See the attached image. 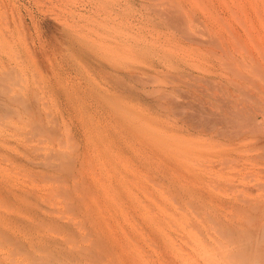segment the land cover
<instances>
[{"label": "bare ground", "instance_id": "bare-ground-1", "mask_svg": "<svg viewBox=\"0 0 264 264\" xmlns=\"http://www.w3.org/2000/svg\"><path fill=\"white\" fill-rule=\"evenodd\" d=\"M136 3L133 0H126L125 10L121 9L129 14L130 12L136 13L132 14L140 16L142 19L149 18L150 20H147L150 22L152 19H156L167 30V35L171 38L166 41L180 46L183 53L177 56L165 52L161 57L155 56V59L149 60L150 64L147 69L142 71L135 70L136 67L133 70L130 64L127 66L122 63L128 67L126 68L121 62L118 64V61L110 60L113 65L117 63L123 67L121 69V66L110 67L109 65L113 72V77H111L118 85H121V87L115 85V88L117 87L116 94H118V87L120 91L124 88L128 93L127 95L121 93L124 97L132 94L131 96L134 95L139 99L144 96L147 98L146 101L150 100L151 105H148L151 107L149 109L151 108L154 113L172 116L175 114L174 118L180 117V119L177 118L178 121L177 119L174 121L173 118L174 123H172L175 125L177 121L176 125L170 126L168 130L160 127L151 128L148 133V145L144 146L143 151H139L144 168L140 172L142 177V180L139 179L141 180V182L139 181L140 186L139 183L138 185L136 183L135 186H139L140 195L134 191L132 196L124 195L125 201L122 200L123 203L125 202L133 208V210L127 208L129 211L126 214H130L132 211L135 214L134 216L130 214V219L126 220L128 222L133 220L134 227L132 222L131 225L128 224L132 226L128 227L129 230L121 227V230L127 229L126 233L124 230L121 232L125 235L123 238L126 237V241L123 243L122 240L121 244L119 239L123 238H120L121 235H117L120 233L116 234L118 228L116 231L114 229L122 225V223H117L119 217L116 215L119 213L114 212V209L115 211L117 209L116 205L120 204L116 203V208L112 209L113 198L120 200V196L116 197L118 195L116 192L112 194V191L117 189L115 182L122 183L125 192L129 190L130 186L132 188L133 183L129 185L127 182L129 180L125 181L127 178L123 176L125 174L121 175V168L128 167L126 166L128 162H125L127 159L126 150L134 152L133 145L131 146L129 141L134 142L133 139L138 135L132 128L126 137L123 133L124 125H121L120 127L123 129L118 126L111 138L108 139L107 145H104L106 162L109 163L107 167L115 165V167H108L107 171L112 169L111 173L115 172L118 176L114 174L112 176L110 173L111 177H108L107 174L106 180H98V176L97 180L91 178L92 180L89 181V174L87 172L88 176H86V171H84L85 166L87 167L84 165L87 152L83 153L87 151L86 148L83 152L80 151L81 154L71 157L68 156V153L67 156L60 154L54 150L55 146H53L54 149L51 152L53 155L49 156L51 162L44 164L49 170V172L47 171L49 175L52 172L56 176L53 178L54 176L51 175L53 178L51 180L56 185L53 184V186L55 185L53 187L52 181L50 182L49 189L51 186L52 188L46 189L47 193L49 192L47 196L60 197L61 195L63 197L60 199H63L64 207H61V200L60 207L64 208L67 217L71 214L73 220L74 216L79 220L78 223L74 221L83 229H81L83 231L82 239L77 233L78 239L81 244L82 241L88 243L86 245L83 243L82 247L79 244L78 247L79 242L77 243L76 239L77 246L74 245L75 238L73 237L76 236V232H70L73 230L74 224L70 227L72 220V222L67 220V223L71 222L69 226L66 224V220H64L65 224L62 223L61 216L65 217V213L54 216L51 214L53 211L42 212L39 209H35L32 214V228L35 232L40 233V242L48 241L56 251L47 252V248H42L39 242L36 245L31 243L29 246L17 242L14 235L16 232L19 233L21 227L25 225L22 217L23 209L20 204L22 199L29 194L23 196L25 193L21 190L22 188H17V185L9 179V168L6 163L9 164L15 158H12L13 154H11L12 151L15 152V148L12 149L11 140L18 135L21 136V134H17L19 130L13 122L18 121L16 119L23 115L24 111L31 109L33 103L31 98L22 94L19 78L15 77L11 82L9 77L11 72L6 70L0 73V245L18 248L24 255L25 264H43L46 260H52L55 264H117L114 263V259L108 257H120L116 251L122 250L125 243H127L126 253L124 251L118 253L126 257L127 264H264V36L258 30L255 32L256 36L252 37L251 35L254 31V18L259 17L258 20L261 24L264 23L262 22L263 14L261 15L264 9L262 10V6H260L261 3L264 4V0H200L199 5L196 4L199 12L191 6L187 8L186 3L177 0H163L162 2L159 0L156 5L145 4L142 0H139L138 5ZM133 5H137L139 9H134L136 7ZM78 10L80 12L78 15L85 18L90 26L100 25L106 19L104 0H86ZM137 17H133L132 20ZM56 26L52 23L50 25L52 41L56 42V35H59L60 40L76 52H92L98 48L99 42L107 43V37H104L102 28L94 30V27L88 26V30L97 32V38L94 41L76 37L77 31L74 30H72L74 32L71 30L68 32L69 30L61 29L57 32ZM100 26L104 27L103 24ZM25 28L29 35L34 34V29H37L34 24L31 26L30 23L26 24ZM260 29H263V25ZM229 31L230 39H233L232 43L235 45L234 48L230 43L232 39L229 41L226 37ZM4 32L2 34L4 35V45H20L19 33L10 28ZM6 40H9V44ZM125 43L122 46H125ZM149 43L140 45L135 51L141 55L153 56L156 54V47L153 42ZM107 45H110L109 40ZM110 61L104 60L103 62L111 64ZM100 64L97 63L99 66ZM6 66L7 63H1L0 68L5 69ZM101 66L104 68L102 64ZM118 67L120 69H117ZM188 67L191 71L186 70ZM164 69H170L169 71L172 70L175 73L174 81L163 85L160 82L161 84H158L160 86H156L155 83L159 82L157 80V82H152V85L155 84V88L146 89L148 85L151 86L150 81L157 77L161 78L159 75L170 74V72L165 74ZM186 75H188L187 78H190L188 80L198 79L200 82L194 81V84L197 85L191 86L192 84L189 85L191 82L184 79ZM110 84L113 88V83ZM111 92L115 93V91ZM179 93H183V96H180ZM118 95L115 98L111 93L110 97H113L110 98L111 102L108 100V103L113 104L117 99H120V95ZM131 96L126 98L130 99ZM180 97L183 99L177 101ZM96 99L101 105L103 104L101 97ZM103 100L105 101V99ZM121 100H117V102ZM98 102H96V106L99 105ZM108 103L107 106L109 105L111 108ZM112 109H114L113 112L117 111L115 107ZM108 110L110 111V109ZM35 118H33V122L36 125ZM169 118L165 120L168 122ZM119 120L120 118L117 121L118 124ZM124 120L122 119L123 122H125ZM166 121L164 122L166 123ZM40 122L38 126L34 124L32 126L40 128V124H42ZM159 124L156 123L161 126ZM43 125H45V129L48 124L44 122ZM51 127L50 129L56 133L57 128ZM167 127H169L168 124ZM48 128L49 125L45 129L46 133L43 134L47 137ZM44 129L40 128L39 130L43 132ZM34 131L36 132V129ZM39 132L37 130L36 134ZM8 133L11 134L8 135ZM8 136L11 138L9 139ZM53 137L52 139L49 137L50 139L47 140L54 141ZM55 137L57 144V134ZM38 139L40 140V138ZM105 140L106 136L103 138V141ZM43 141L46 142V139ZM85 144L83 145L86 146ZM30 151L32 154L28 152V156L30 154L34 156L38 152L33 148ZM137 151L134 152V155L137 154ZM39 152L41 153V151ZM16 153L18 154L17 151ZM39 155L41 157V154ZM45 157L48 161L47 153L43 160ZM29 158L33 159V157ZM121 159L123 160L120 161ZM36 160L35 163H38L39 160L43 164L42 158ZM17 161L19 162V160ZM41 169L40 174L42 172H45L44 175L47 174L44 169H42L43 171ZM37 171L39 170H35L36 174ZM38 177L40 176L38 175ZM41 177L43 179L40 181H43L45 176ZM110 179H114V183L110 182ZM46 180L48 181V179ZM70 183L71 186H69ZM113 184L116 187L115 190L112 189ZM110 189L111 191H109ZM27 196L25 198L29 197ZM121 206L123 207V205ZM122 207L121 209H124ZM125 211L126 209L124 213ZM126 214L125 216L128 217ZM115 217H118L117 220ZM106 220L119 225L112 226V228V223L110 222V224ZM104 221L105 224L102 223ZM106 222L110 224L109 228L111 227L113 232L110 231L111 229L108 230ZM102 224L105 225L103 226L105 231L102 229ZM63 229L68 230H66L69 233V235L66 234L67 239L69 236L71 238L67 240L63 237L64 241L66 240L67 245V242L72 243L71 248H68V245L65 252V249L62 250L65 247L59 246L55 237V233H59ZM131 229L137 231L133 232L137 237L130 232ZM46 234L54 237L44 238ZM138 242L139 247L135 245ZM61 250L64 255H61ZM123 257L116 259L117 262L120 260L118 264H123L122 262L125 261Z\"/></svg>", "mask_w": 264, "mask_h": 264}, {"label": "rangeland", "instance_id": "rangeland-1", "mask_svg": "<svg viewBox=\"0 0 264 264\" xmlns=\"http://www.w3.org/2000/svg\"><path fill=\"white\" fill-rule=\"evenodd\" d=\"M133 1H136L137 2L136 4L138 5L139 0H133ZM142 1L145 4H155L156 5L157 3H159V0H142ZM162 1L160 0V2H162ZM177 1L184 2L188 6L187 8H189L191 6L197 12H199L198 11L199 8H197L196 6L199 5L200 0H177ZM84 2H86V0H0V65H1V63H7V66L4 67L5 69L0 68V73L5 72L6 70H10L11 74L9 75V77H10L11 82H13V79L15 77H18L20 80V84L22 86V94H25L26 97H28L29 99L31 98V101L33 103V106H31V109L29 108V110L24 111L23 115H21L20 117H18L16 119L18 121L13 122L14 125L19 130L18 132L16 131L17 134H21V136L18 135L19 138H17L18 137L17 136L11 140V143H13L15 146L14 147L12 144V149L14 150V148H15V152L12 151L11 154H13L12 158L13 157H15V158H13V161L10 162L13 164L6 163L7 167L9 168V172H8L9 179L17 185L16 186L17 188H22L21 190L25 193V194H23V196H25L26 194H29L28 195L29 197L26 195L28 198H25L26 197L25 196L24 199H22L21 204H20L21 208L23 209V216L22 217L25 221V225L23 227H21V230L19 231V233L16 232L14 236H15V239L17 240V242L19 241L22 244H27L28 246L31 243H34L36 245L39 242V245L42 246V248H47L46 251L47 252L49 251V253L52 252L53 250L55 252L56 251L55 247L52 246L51 243H48V241L42 240L40 242L41 235H40V233H37L33 230V228H32L33 221L31 220V218H32V214L35 211V209H39L42 212L53 211V212H51V214H53L54 216H59V214L62 215L65 213L64 212L65 210H63L64 208H61V207H64V203H63L64 201H62L63 199L62 200L60 199V197H62L61 195H60V197L57 195L59 198L55 197V196L54 197H51L49 195H48L49 197L47 196V194L49 193V192L47 193V190H50L52 188L53 184H55L54 181L51 179L56 178V176L53 175L52 172H50L51 174L49 175V173H48L49 170L44 165L46 162H51L50 157H51V155H53L51 153L53 151L52 149L55 148L54 150H57V152H59L60 154H64L66 156L68 153V156L72 157V156H75L77 154H81L84 151V149L86 148L85 150H87V151L83 152V153L87 152L85 155V160H84V161H86V162H84V165H87V167L85 166L84 171H86L85 174H87V172H88L89 181L92 179L97 180L98 176L100 177V178L98 177V180H100V179L106 180L107 174L109 175L108 177H111L110 173L113 170L111 169V171H107V170H109V168L112 165H110V167L108 166L109 168L107 167V165H109V163L107 164V162H106L107 161V158L105 155V149L106 148H104V145H107L106 143L108 142V139L111 138V136L114 134V130H116L118 126H119L118 128L121 129L122 127H120V126L124 125L123 126L124 129L123 128L122 129H123V133L125 134L126 137H127V135H129V131H131L132 128L135 129V131L138 133V135L133 139L134 142L133 141H129V142H131V146L133 145L132 149L135 153L138 150L137 154L134 155V152L131 153L132 150L131 151L126 150V158L127 159L125 162H128L129 165L127 163H125V164H127L126 166H128L126 169H124V167H122V168L119 167L122 170V171L120 170L121 175L125 174L123 176H125L127 178L125 181L129 180V181H127V182H129L128 183L129 185L131 183H133L132 184L133 189L131 188V186L129 187V185H128V187H129L128 189L131 191V193H129L130 192L129 190H128L129 192L124 191V187H123L122 183L115 182V184L117 185V189L114 186V184L112 185V187H113L112 189H114V190L116 189L115 191H112V194H114L116 192V194L118 196H116V194H115V196L116 197L120 196L119 198L121 200V203H123L122 200L125 201L126 195L132 196L134 193H137V194L140 193L138 190V188L140 186V182L142 180L140 172H141V169L143 170V168H144V165H142V163H141L140 152L144 150V146L148 145V133H150L151 128L153 129L155 127H160V128H163L164 130H168V128H170V126H175L176 122L180 119V117H178L177 115L176 116L179 119L174 118L175 114H173V116H172L169 114H163V115L159 114L158 115V114L154 113L151 108L149 109V107H151V106H149V105H151V101L148 100L149 101V103H148V101H146L147 98L144 96L142 97V99L141 98L139 99L138 97H136L134 95H133L134 96L133 97V96H131L132 94L128 95V96H131V97H129L130 99L126 98L128 96L124 97V95H122V94L126 93L124 88L123 89L121 88L122 89L121 91L119 90V87L117 89L118 94H119V91H120V94L122 93L121 95L119 94L120 99H117V100H121V96L124 97V98L122 97V100L120 102H117V100L114 99V100H116L115 102L117 105L115 104V102L113 103L114 105L112 103H108V100H109V102H111L110 98L113 97V96L110 97L111 93H113L115 98L118 95V94H116V88L117 87L115 88V85L121 87V85L120 84L118 85V83L115 82V79L112 78L113 72H111V68H109V65H110V67H112V66H114V67L115 66H121L122 67L123 64H126L127 66H129L128 64H130L132 66L133 70L136 67L135 70L140 69L142 71V70L147 69V67L150 64L149 60H151V58L155 59L156 58L155 56L161 57L163 55V53H165V52L166 53L170 52L171 55L172 54L177 55V56L182 55L183 50L180 49V46L174 45L175 43L173 44V43L167 42L169 39H171L169 37V35H167L168 34L167 30L165 28H163V26H161L156 19H152V21L150 22L147 20L149 18L142 19V18H140V16L137 17V15L136 16L133 15L136 13L132 12L133 13L132 14L130 12V14H129V12L122 11V9L125 10L124 5H125L126 0H104V6L106 7V10H105L106 19L103 21L104 23L102 22L100 24V25L103 24L104 27L100 26L99 24L96 26H90L89 25L90 23L85 18H82L81 16L78 15V13H80L78 9H80V7H82V4ZM163 3H166V2H163ZM261 4H260V6H262L261 9L263 10L264 4H262V5ZM137 5H133L134 7H136L134 9L138 8ZM200 9H201V6H200ZM263 12H264V10H263ZM263 12L261 13V15L263 14L262 17H264ZM132 16L134 18L137 17V19H135L137 21L132 20V18H133ZM258 18L253 19L254 31H252L253 34L251 33L252 37H253V35L254 36L257 35V34H255L256 30H258L259 32L261 31L260 33L264 36V31H263L264 30V23L261 24V22L258 20ZM256 20L258 23L256 22ZM262 22H264V20H262ZM29 23L31 24V26H32V24H34L37 27V29H34V32L32 30V32L34 33V34L31 33L32 35H29L28 31L25 28L26 24H29ZM51 23L57 25L56 26L57 32H59V30H61V29L66 30V31L69 30L68 32H70V30H71V32L77 31L76 37L87 38L88 40L91 39L94 41H96L95 38H97V32L94 33V31L88 30V26L91 28L94 27V30L95 29L98 30L99 28H102L104 30L103 31L104 35H105L104 37H107V43L109 40L110 45H107V43H105V42H99V46L95 51L88 52V53L87 52H81V51L76 52L75 50L72 49V47H68L66 45V43H64V41L62 42V40H60V38L58 37L59 35H56V33H55V35L57 36V41L56 42L52 41V39L50 38L51 37V28H50ZM260 24H261V27L263 25V29H260L261 28ZM8 28L13 29L15 32L19 33V36L21 37L20 45H11L8 43L9 40H6L7 44H9V45H4V41H3L4 35H2V34L5 33L4 30L6 31V29H8ZM72 30H74V31H72ZM229 33H230V31H229ZM229 33H227L228 35H226V37L230 41L232 38L230 39L231 33H230V35H229ZM122 36H124V37H122ZM166 36L168 39L166 38ZM252 37H251V39H253ZM112 39H113V43L115 42L114 44L112 43ZM144 40H145V42H143ZM99 41H101V40H99ZM149 41H150V43H149ZM232 41H233V39L230 41L231 47L234 48L235 45H234V43H232ZM151 42H153L154 47H156L155 48L156 54H154L153 56H150V55L147 56V55H143V54L141 55V53H137L135 51V49H137L140 45H144V44L146 45V43L152 44ZM124 43H125V46H122V45H124ZM126 44H127V46H126ZM168 44H170L171 46ZM174 46H176V47H174ZM131 48H132V50H130ZM133 49H134V51H133ZM180 50H181V52H180ZM104 60H107V62L110 60H112V61L114 60V62L118 61V64H120V62H121V64L122 63L123 64L117 65V63H116V65H113L112 64L113 62L111 63V61H110L111 64H108L107 62H103ZM97 63H99V64L101 63L104 68H102L101 64H100V66L97 65ZM126 65H123V66L126 67ZM133 66H134V68H133ZM125 67H124V69H125ZM126 68H128V67H126ZM117 69H120V68L118 67ZM121 69H123V67ZM102 70H105V71L102 72ZM164 70H165V74H167L168 72H170V74L168 73L166 76L162 74L163 78H162V75H159V76H161L162 80H161V78L158 79L159 77H157L155 80L150 81L151 83H149V84H151V86L148 85L146 87V89L155 88L156 86H160V85H158L160 82H162V85H163L164 83L167 84V83H170V81L171 82L174 81L173 77H174L175 73L172 70L169 71L170 69H164ZM164 70H163V73H164ZM186 70L191 71L189 67H188V69L186 68ZM109 71H110V73H109ZM172 74H173V76H172ZM187 77H188V75H186L184 77V79H186L188 82H191L189 84V85L192 84L191 86H193L194 81L196 83L200 82L198 79H192V81H193V83H192V81L188 80L190 78H187ZM107 78L114 80V81L111 82V80H108ZM166 78L167 79L169 78V79L167 80ZM174 78H176V77H174ZM157 80L159 81L158 83H155L157 85L156 86H154L155 84L152 85V82H155V81L157 82ZM109 82L113 83V86H114L113 88L111 86L112 84H110ZM195 84H194V86L197 85V84L196 85ZM112 89H115V90H112ZM111 91H115V93L111 92ZM96 94H97V96H94ZM127 94L128 93H126L125 95H127ZM182 94L179 93L180 96ZM100 97L102 98V100L101 99L100 100L103 101V104L105 105L104 106L102 104L104 107L100 104V102H98L99 100L97 101V99H96V98L99 99ZM103 99H105V101ZM182 99L183 98L180 97V98H178L177 101L182 100ZM111 100L113 101V99H111ZM96 102H98L100 107H99V105L96 106V104H97ZM124 102L126 105L124 104ZM107 103L111 105V108H109V105L107 106ZM118 104H119V106L121 105L119 110H118V107H119ZM142 106L146 110L144 108L142 109L141 108ZM106 107H108L107 111H105ZM112 107L113 108L115 107V110L117 109V111L113 112L112 110H114V109H112ZM108 109H110V111H112L113 113L110 112ZM95 110H97V111L95 112ZM138 111H140V112H138ZM124 112L126 115L124 114ZM121 117L123 120L125 117V120H124L125 122L122 121ZM33 118H35V121H37V122L39 121V119H41L40 120L41 122L39 121L40 123H42V124H40L41 129H44L45 125H43V124H44V122L45 123L47 122V124L49 125L48 130L50 133V134L47 133L48 137L46 135H43L46 133L45 129H47L48 125H46L47 127L44 129L45 131L43 130V132H44L43 133L41 130H39L40 128H38V127L35 128L34 126H32L34 124ZM119 118H120V120H119L120 122L118 124L117 121ZM168 118H169V121L167 122L166 120H168ZM173 118H174V121H175V119H177V121L175 122V125H173V123H174ZM121 121L123 124L121 123ZM152 121H154V122L152 123ZM164 121H166V123ZM37 122H36V125L38 126L39 122L38 123ZM162 122H163V124H162ZM115 123H117L118 125L116 124L117 125L116 126ZM156 123H158V124L160 123L161 126H163V127L156 125ZM167 124L169 127H167ZM50 127L51 128L54 127L53 129L57 128V130H56L57 132L55 133V131L50 129ZM17 129H14V130H17ZM35 129H36V132L35 131L34 132H35L36 136L34 135V132H33V130H35ZM37 130L40 131L38 133L39 136H40V133H41V136L43 135L42 139H41V136L40 137L37 136L38 135V134H36ZM51 130H52V132H50ZM79 132H81V133L79 134ZM10 134L11 133H8V135H10ZM56 134L58 136L57 144L55 142L57 139L55 137ZM53 135H54V137H53ZM105 136H106V140L103 141V138ZM43 137H46V138H43ZM49 137H51V139L53 137V139H54V141L50 140V142L51 141L53 142V143L51 142V144H50L49 140H47ZM140 137L143 138V140H140L141 139ZM8 138L10 139L11 137L8 136ZM38 138H40V140ZM45 139H46V142L43 141ZM36 141H37V143H36ZM83 144H85L86 146H84ZM141 145H142V147H141ZM28 146H30V147L28 148ZM34 146L37 148H35ZM53 146H55V147L53 148ZM82 146H83V148H82ZM27 148H28V150H27ZM32 148L38 150V152L36 151L37 153H35V151H33L35 153V155H34L35 157L33 155H31L32 151H30V150ZM135 148H137V149H135ZM19 150L21 151L20 152L21 154L19 153ZM16 151L18 152V154L16 153ZM39 151H41V153ZM80 151H82V152H80ZM23 152H25V153H23ZM28 152L31 153L30 156H28V154H27ZM46 153H47V156L49 158L48 161L46 160L47 159L46 157H45V160H43L44 156H46ZM37 154H38V156H37ZM39 154H41V157ZM29 157H33V159H31ZM39 158H42L41 161H43V164H42L38 160V163L40 164L39 166L43 165L41 167L38 166V163H35V162H37L36 159H39ZM30 159H31V161H30ZM34 159H35V161H32ZM17 160H19V162ZM122 160L123 159H121L120 161H122ZM33 162L37 165H35ZM89 162H90V164H89ZM91 165L95 168V171ZM104 165H106L105 166L106 168L104 167ZM32 166H34L35 170H39V171H37V174H36L35 170H33L34 168H32ZM113 166L115 167V165H113ZM129 166L130 167L132 166V167L130 168ZM41 168L44 169V171H46L47 174L44 175L43 173H45V172H42L40 174ZM123 170H124V172H123ZM94 172H96V173H94ZM142 173H143V171H142ZM35 174L37 175V177H38V175L40 177H38V179H37ZM60 174L62 175V172H60ZM88 174L86 176H88ZM98 174H100V175H98ZM111 174H112V176H113V174L117 175V173H115V172L114 173L112 172ZM46 175H49L50 178L48 176L46 177ZM51 175H52V177L53 176L54 177L52 178ZM32 176H34L35 178ZM41 176H45V179L43 181H40V179L41 180L43 179ZM46 179H48L49 182ZM139 179H141V180H139ZM34 180L38 181V182H35ZM47 182H48V184H47ZM110 182L114 183V179H110ZM136 183H137V185L139 183V186H137V185L135 186ZM46 184H47V187H46ZM50 184L52 186L49 189ZM55 185L53 187H55ZM71 185L72 184L70 183L69 186H71ZM125 185H126V182H125ZM137 190H138V192H137ZM109 191H111V189ZM49 198H50V200H49ZM113 199L115 201L113 200L114 204L112 203L113 207L112 206L111 207H112V209H114V207L116 208V206H117V209H116L117 212L115 211V209H114V212L116 214H118V213L120 214V215L119 214L116 215L120 219L118 217H115V219L117 220V218H118L117 223L118 222H119V224L122 223V225H120V227H119L118 226L119 224L116 225L113 222L108 221L110 219H108L106 221H108L109 223L110 222L112 223L111 227L112 226L115 227V225L118 226V227L114 228L115 231L118 228L117 229L118 231L116 232V234L120 233L117 235H119V236L121 235L120 238H123V236H125V235L122 234L121 232L124 229L121 230V227L127 228L129 230V228H131L134 225V223L132 222L133 220H130L129 222L127 220L130 219V216H129L130 214H133L132 216H134L135 213H133V211H132L130 214H126V212L129 211V209L133 210V208L130 205H127V203H125V202L123 204H121L120 200L118 198L116 199L114 197ZM60 200L62 201L61 207H60ZM116 200H117V202H116ZM109 202H108V204L110 206ZM116 203L123 205L124 209H121L122 206L120 207V205L118 206V205H116ZM127 208H129V209H127ZM125 209H126V211L124 213ZM121 210H122V213H120ZM125 214L128 215V217H126ZM69 215H71V214H69ZM69 215L67 217V215L65 213V217L67 219H64L65 218V217H63L64 215L61 216L62 223L65 224L64 220H66V224H68V226L72 221L73 222L77 221V223H78L79 220L75 216H74V220H73V215H71L72 219H71V216H69ZM109 218H110V216H109ZM121 219H122V221H121ZM67 220H69V221L72 220V221L70 223H67ZM124 220H126L127 222ZM73 222L70 224V227L72 224H74V226H73L74 228L72 227L73 230L70 229L71 230L70 232H72V231L76 232L77 237L74 236L75 234L74 235L72 234L74 236V237L73 236L72 237L75 238L74 245L77 246V243L79 242L78 247L80 245H81L80 247H82V246H84V245H82L84 242L81 240L82 244L80 243V239H78V235H80L81 236L80 238L82 239V236H83L82 230L83 229L80 228L78 226V224H76L75 222L73 223ZM131 222H132V226H129V225H131ZM102 223L105 224V221ZM109 223L107 224V222H106V224H107L106 227H108V230L111 229L110 231L113 232L114 231L112 229L113 227L109 228V226L111 224V223L110 224ZM75 224H76V227H75ZM104 224H102V229L105 231V227H103V226H105ZM77 227H79V228L76 229ZM127 229L124 230V233L127 232ZM66 230L67 229H63V230H61V232H59V233L56 232L57 234L55 233V237H56V240L59 242V246L61 245V247H63V246L65 247L62 249V250L65 249L64 252L68 248H71V244H72V243L67 242L69 245L68 246L65 242L66 240L64 241V238L67 239V235H69V233H67ZM96 231H98V230H96ZM135 231H132V229H131L130 232L133 235H135L134 234ZM77 233H79V234L77 235ZM85 233H86V230L84 231V236H85ZM47 235L48 234H46L44 236V238H47V237L53 238L54 237L52 235L51 236H47ZM69 237L67 240L71 239ZM76 239H77V243H76ZM122 240L124 243V241H126V237H124L121 240L119 239L121 244H122ZM87 243L88 242H86L84 244L86 245ZM34 244H32V245H34ZM126 244L127 243H125V245L123 244L122 250L119 249L116 251V253L118 255H120V257L114 258L111 256L108 258L112 259V260L114 259L113 260L114 263L116 262L118 264V262L120 260H118V262H117L116 259H119V258L121 259V257H123V256H121L123 254H120L122 251H124V253H126V250H127ZM138 244H139V242L137 244L135 243V245L137 247H139ZM67 246H68V248H67ZM62 250H61V255L64 253V252L62 253ZM118 252H120V253H118ZM123 258L122 259L125 261L122 260L123 261L122 263L127 264L126 263V257H123ZM24 260H25L24 255L22 254V252H20V250L18 248L0 245V264H25ZM43 264H55V263L52 260H49V261L46 260V261H44Z\"/></svg>", "mask_w": 264, "mask_h": 264}]
</instances>
